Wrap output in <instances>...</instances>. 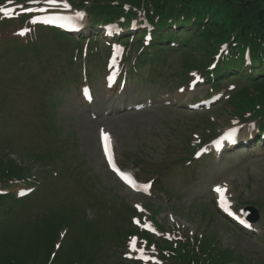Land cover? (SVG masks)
I'll use <instances>...</instances> for the list:
<instances>
[{"label":"rangeland","instance_id":"374dc122","mask_svg":"<svg viewBox=\"0 0 264 264\" xmlns=\"http://www.w3.org/2000/svg\"><path fill=\"white\" fill-rule=\"evenodd\" d=\"M135 1H80L91 9L85 8L84 34L97 38L73 65L69 58L83 42L32 26L34 15L27 14L26 21L18 19L24 17H17L21 12H0V19L17 17L0 20V264H131L139 254L149 255L138 238L130 247L137 233L126 222L130 212L135 226L149 223L154 231L157 225L165 231L178 225L184 234L211 236L224 264H240L241 258L264 264V148L254 137L256 127L237 124L224 100L216 104L218 97L204 103L209 83L189 75L193 68L185 80L180 75L185 62L208 63L212 53L201 45L176 52L166 46L146 48L148 58L132 67L135 52L142 50L137 41L141 26L137 19L132 26L114 21L132 12L130 2ZM2 2L0 8L34 5L31 0ZM77 5L73 0L69 9ZM99 14L112 22L91 23ZM106 23L117 26L109 30ZM129 36L135 37L129 44L131 60L120 52L118 78L107 89L105 42ZM94 54L97 58H90ZM195 100L198 105L188 108ZM205 118H214L212 133L238 126V145L195 159ZM102 132L111 135L121 168L140 182L153 179L150 190L131 191L108 169ZM252 137L248 145H239ZM203 147L211 150L210 144ZM213 187L227 190L228 206L236 213L246 205L260 207L255 232L240 231L217 211ZM129 227L134 233L114 248L116 233Z\"/></svg>","mask_w":264,"mask_h":264},{"label":"trees","instance_id":"16d2710c","mask_svg":"<svg viewBox=\"0 0 264 264\" xmlns=\"http://www.w3.org/2000/svg\"><path fill=\"white\" fill-rule=\"evenodd\" d=\"M132 6L145 10L156 40L163 39L164 28L170 31L179 22L186 26L178 28L180 33L194 35L208 48L227 43L213 71V81L234 76L230 82L237 83V88L227 99L230 112L240 120L255 121L264 130V0H151L146 4L137 0ZM246 54L250 55V65L240 73L237 63ZM191 238L183 241L186 247H180V252H172L168 264H224V255L214 248L211 236H194L195 241ZM240 260V264H261Z\"/></svg>","mask_w":264,"mask_h":264},{"label":"snow or ice","instance_id":"6c2138e0","mask_svg":"<svg viewBox=\"0 0 264 264\" xmlns=\"http://www.w3.org/2000/svg\"><path fill=\"white\" fill-rule=\"evenodd\" d=\"M31 2H32V3H37L38 0H31ZM46 3L49 4V5H55V4H56V0H46ZM44 10H45V9H43V8H41V9H37V11H41V12H43ZM23 11H26V12H32V11H34V9H33V8H25V9H23ZM0 12H3L4 15H11V14H12L10 9H3V8H0ZM78 15H79V16H82L83 14H82V13H78ZM36 19H39V18H38V17L35 18L33 22H36ZM25 31H26V30H25ZM21 34H23V33H21ZM102 139H103L104 141H107V140H108V136H107L106 133H102ZM105 151H106V154H107V153H108V146H107V144L105 145ZM216 190H217V191H221L220 188H217ZM145 227H149V226H148V225H145ZM135 244H136V241H135V240L131 241V242H130V247L135 248ZM141 251H143V250L141 249Z\"/></svg>","mask_w":264,"mask_h":264},{"label":"water","instance_id":"95a60500","mask_svg":"<svg viewBox=\"0 0 264 264\" xmlns=\"http://www.w3.org/2000/svg\"><path fill=\"white\" fill-rule=\"evenodd\" d=\"M249 210H252V211H254L253 212V215H251L248 211ZM243 214H244V216L248 219V220H252V221H254V220H256L257 219V211H256V209H254L253 207H248V208H245V209H243Z\"/></svg>","mask_w":264,"mask_h":264},{"label":"bare ground","instance_id":"6f19581e","mask_svg":"<svg viewBox=\"0 0 264 264\" xmlns=\"http://www.w3.org/2000/svg\"><path fill=\"white\" fill-rule=\"evenodd\" d=\"M109 94V93H108Z\"/></svg>","mask_w":264,"mask_h":264}]
</instances>
